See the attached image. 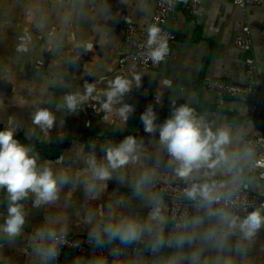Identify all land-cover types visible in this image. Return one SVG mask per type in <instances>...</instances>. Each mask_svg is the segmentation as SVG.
I'll return each mask as SVG.
<instances>
[{
    "label": "crops",
    "instance_id": "crops-1",
    "mask_svg": "<svg viewBox=\"0 0 264 264\" xmlns=\"http://www.w3.org/2000/svg\"><path fill=\"white\" fill-rule=\"evenodd\" d=\"M155 8L154 0H0V128L13 125L14 118L21 117L23 122L38 109L50 108L56 116L53 127L44 131L31 123L30 129L37 131V139H21V142L41 150L59 147L54 156L39 154L40 163L50 162L72 177L61 189L59 199L51 205L34 207L33 197L23 201L25 225L16 237L0 235V264H39L32 251L33 237L35 230L49 217H58L63 233L71 235H90L92 225L86 222L88 213L104 212L105 215H98L97 219H105L109 205L117 216L135 214L146 218L151 210L149 198L154 195L153 184L143 198L136 197L131 187L141 165L156 168V180L170 183L184 180L176 178L168 167V157L159 145L158 132L144 131L140 116L149 105L154 107L158 123L168 118L174 101L177 107L189 103L198 116L214 122L216 127L231 126L233 133L242 136L246 145L249 137L264 134V108L254 100L223 98L203 87L208 76L236 82L247 80L244 63L247 54L237 48L236 38L250 29L253 36L251 54L256 59L264 96V6L242 7L232 0H204L196 12L191 13L186 0H178L168 19V27L177 37L161 68L122 65V55L132 50L125 39L128 25L147 29ZM98 26L110 37L103 45L96 34ZM25 35L31 38L28 51L16 52L20 37ZM87 43L93 45L90 50L84 48ZM133 72L141 76V85H134L125 97L124 102L135 108L126 123L119 120L114 124L106 123L104 114L96 111L94 102L83 105L77 113L57 107L66 92L80 90L85 81L95 82L101 76H131ZM16 129L23 133V125ZM47 133L48 136L52 133V140L46 139ZM129 135L143 142L140 163L121 170L124 183L114 174L104 183L98 199H89L82 184L86 165L77 156L79 149L83 147L86 153L94 151L101 158L105 146L118 144ZM237 146L234 143L230 150ZM251 149V157L239 170V175L247 178L253 190L259 191L262 183L254 167L258 152ZM215 175L232 176L220 171ZM6 195L0 192V222L7 215ZM159 197L169 217L168 202ZM121 199L125 206L117 207L115 202ZM236 240V236L230 237L228 247L218 250L197 239L183 251L188 255L194 248H203L201 264L205 261L217 264L218 258L225 264H264V228L251 241L243 242V252L233 247ZM142 242L148 243V238L135 244ZM173 251L175 249L165 250L153 258L135 256L104 261L106 264H134L142 259L143 264H159L162 257ZM96 261L68 251L56 264H96Z\"/></svg>",
    "mask_w": 264,
    "mask_h": 264
},
{
    "label": "clouds",
    "instance_id": "clouds-1",
    "mask_svg": "<svg viewBox=\"0 0 264 264\" xmlns=\"http://www.w3.org/2000/svg\"><path fill=\"white\" fill-rule=\"evenodd\" d=\"M64 22L67 23V20ZM146 31L148 57L153 63L164 61L169 46L161 37L160 28L150 25ZM96 34L101 45L110 39L103 27L98 26ZM30 40V36H21L17 52H27ZM92 47V43L84 45L86 50ZM134 85H141V76L135 72L131 76L120 74L114 78L101 76L95 82L85 81L80 90L66 92L57 107L77 113L83 105L94 102L96 111L104 114L106 123L114 124L117 120L126 123L135 112L132 104L124 102ZM173 105L168 118L162 123H158L157 113L151 105L143 111L140 120L145 132H158L159 145L168 157L167 165L174 176L190 181L184 196L194 203L195 213L177 218L173 230L166 233L169 223L166 205L161 197L152 195L149 198L151 210L144 219L135 214L117 216L111 205L108 206L105 219H97L98 215L103 217L104 212H89L86 222L92 225L90 237L97 246L113 241L131 245L147 237L148 248L154 254L165 247L175 249L167 257H162L159 264H201L203 248H194L188 255L183 251L185 246L193 245L197 239L206 246L223 250L228 247L229 238L236 236L233 247L237 252H243V242L251 241L264 228V205L243 217L229 211L227 207L217 208L214 205H227L232 200L240 184L239 170L250 159L252 149L243 142L242 136L233 133L231 126L216 127L214 122L198 116L196 109L189 103L177 107L173 101ZM55 120L56 116L50 108H40L32 117V123L44 131L51 129ZM16 132L13 125L0 128V192L7 194V215L0 222V235L7 237L18 236L25 225L23 201L33 197L34 207L51 205L59 199L63 186L72 179L66 170L56 169L50 162L40 163L39 153L31 145L22 143ZM142 143L135 136H126L118 144L105 146L101 158L94 151L86 153L83 147L79 149L77 156L86 165L82 184L89 199H98L104 183L112 179L114 174L120 183L125 182L121 170L130 164L140 163ZM234 143L238 146L230 150ZM217 171L231 174L232 179L220 183L209 182L208 178ZM196 174L204 179L194 180ZM156 179V168L141 165V170L131 181L135 196L145 197ZM115 203L117 207L125 206L123 199ZM62 234L63 226L58 217L47 218L35 230L32 251L39 264H50L57 257L58 241ZM96 264L106 262L100 259ZM134 264H143V260L137 259ZM217 264L225 262L218 258Z\"/></svg>",
    "mask_w": 264,
    "mask_h": 264
},
{
    "label": "built area",
    "instance_id": "built-area-1",
    "mask_svg": "<svg viewBox=\"0 0 264 264\" xmlns=\"http://www.w3.org/2000/svg\"><path fill=\"white\" fill-rule=\"evenodd\" d=\"M156 3L155 12L150 25L160 28V35L164 38L170 48L177 35L168 27V19L175 10L178 0H154ZM204 0H186V5L191 13L196 12ZM234 3L247 7L249 5L264 6V0H232ZM147 29L139 28L134 24H129L126 30V41L131 44L132 50L121 57V64H134L149 69H160L163 61L153 63L148 57ZM237 48L246 53L244 60L247 80L245 82H236L233 80L221 79L217 77H206L203 87L220 97H231L241 99H252L259 107L264 108V96L258 80L257 63L255 57L251 54L253 49V36L250 29H246L236 38ZM247 145L258 152L254 167L262 183V189L253 190L248 183L247 178L239 175L240 184L238 191L227 204H217L214 207H227V209L241 217L248 212L264 205V134L254 135L247 139ZM202 176L194 177L196 181H202ZM232 176L213 175L208 178L209 182L230 181ZM190 181L182 180L179 182H164L156 180L153 183L154 195L164 197L169 205V223L166 233H170L174 227V221L187 214H194V203L187 200L184 196V190L189 186ZM203 214V211L201 212ZM173 248L165 247L158 253H152L148 248V243L142 242L134 245H122L119 241H113L111 244L105 243L103 246H97L90 235H71L63 233L58 241V255L53 260L57 263L68 251L76 252L91 260H122L128 257L143 256L148 258L157 257L165 250Z\"/></svg>",
    "mask_w": 264,
    "mask_h": 264
},
{
    "label": "rangeland",
    "instance_id": "rangeland-1",
    "mask_svg": "<svg viewBox=\"0 0 264 264\" xmlns=\"http://www.w3.org/2000/svg\"><path fill=\"white\" fill-rule=\"evenodd\" d=\"M17 52V51H16ZM16 52L14 53V55H16ZM20 53V52H19ZM19 102H20V99H19ZM19 104V103H18ZM32 117L33 116H29V117H25V119H24V121L22 122L21 121V117H18V118H14V123H13V125L16 127V126H21V125H23V133H21V131H17L16 132V135H17V138L21 141V139L22 140H24V141H26V140H36L37 139V131L36 130H33V129H30V128H32ZM27 118L28 119H30L29 121L27 120ZM27 125H29L28 127H27ZM0 126H2V125H0ZM27 128V129H26ZM46 139L47 140H52L53 139V137H52V133H51V135L50 136H48V133H47V137H46ZM39 150H41V148L40 147H36L35 148V151H39ZM59 150H60V148L58 147H53V146H50V147H48V148H44L43 150H41L40 151V153L39 154H41V155H45V156H54L57 152H59ZM57 155H60L59 153L57 154ZM50 264H56V263H54V261L52 260L51 262H50Z\"/></svg>",
    "mask_w": 264,
    "mask_h": 264
}]
</instances>
